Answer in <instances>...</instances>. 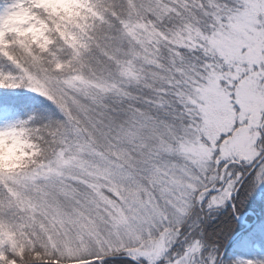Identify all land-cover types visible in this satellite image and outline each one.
<instances>
[{
    "label": "snow or ice",
    "instance_id": "6c2138e0",
    "mask_svg": "<svg viewBox=\"0 0 264 264\" xmlns=\"http://www.w3.org/2000/svg\"><path fill=\"white\" fill-rule=\"evenodd\" d=\"M57 2L0 0V138L30 151L0 264H218L200 221L264 186V0Z\"/></svg>",
    "mask_w": 264,
    "mask_h": 264
},
{
    "label": "trees",
    "instance_id": "16d2710c",
    "mask_svg": "<svg viewBox=\"0 0 264 264\" xmlns=\"http://www.w3.org/2000/svg\"><path fill=\"white\" fill-rule=\"evenodd\" d=\"M16 94H26V95H33L27 92H17ZM34 107L36 108L38 114L44 116L47 114L58 115L55 110V107L50 104V102H46L43 98H39L33 102ZM26 115L27 113H22ZM250 177L248 176L245 180L244 186L239 190V197L240 199L237 200V208L238 210L245 208V207H252L251 205H257L260 208L264 207V186H257L253 191L249 192V182ZM244 201V205L242 204V200ZM264 222L263 218H261L258 223L254 226H251L249 230H242L239 235L229 244L228 251L224 254L223 259L221 260V264L224 263L225 258L230 253L235 254H245L247 248L249 247L250 243L256 239V237L264 232V225L259 223ZM206 227V228H205ZM201 226L203 230V235L201 239L205 243V252H208L213 246L218 245V251L220 253L222 247L224 246L227 239L235 232L234 224H224L220 225L215 230L208 229L207 226ZM194 235H197L196 232H193ZM264 257V256H263ZM260 262V261H259Z\"/></svg>",
    "mask_w": 264,
    "mask_h": 264
},
{
    "label": "rangeland",
    "instance_id": "374dc122",
    "mask_svg": "<svg viewBox=\"0 0 264 264\" xmlns=\"http://www.w3.org/2000/svg\"><path fill=\"white\" fill-rule=\"evenodd\" d=\"M26 92V90H19L18 92ZM247 178H245L246 180ZM251 180V177H250ZM239 193H237L235 197L236 210L233 211L231 204H226L223 208H219L213 210L210 213H206L203 219L200 221V227L207 226L212 231L218 228L220 225L224 224H234L235 229H247L251 226H254L258 223V221L263 218L264 221V207L260 208L259 206L251 205L252 207H245L238 210L237 200L240 199ZM242 200V199H241ZM264 201V200H263ZM242 204L244 205V201L242 200ZM264 225V222H259ZM206 228V227H205ZM194 235V234H193ZM264 249V234L260 237V240L257 244L254 245L252 250H248L245 254L246 257L239 256L235 253H230L226 256L223 264H232L233 261H264V257L260 256V252H263ZM205 251V249H204Z\"/></svg>",
    "mask_w": 264,
    "mask_h": 264
},
{
    "label": "clouds",
    "instance_id": "9594fccd",
    "mask_svg": "<svg viewBox=\"0 0 264 264\" xmlns=\"http://www.w3.org/2000/svg\"><path fill=\"white\" fill-rule=\"evenodd\" d=\"M54 8L65 10L70 14H74L78 10V6L69 4L60 0L53 4ZM24 19V17H18ZM33 38L40 34L39 28H31ZM30 156V151H25V146L21 141L15 139L0 138V169H14L26 162V158Z\"/></svg>",
    "mask_w": 264,
    "mask_h": 264
},
{
    "label": "water",
    "instance_id": "95a60500",
    "mask_svg": "<svg viewBox=\"0 0 264 264\" xmlns=\"http://www.w3.org/2000/svg\"><path fill=\"white\" fill-rule=\"evenodd\" d=\"M235 235H236V234H234V235L228 240V242L226 243V245H225L223 251L226 249V247H227V245L229 244L230 240H231Z\"/></svg>",
    "mask_w": 264,
    "mask_h": 264
}]
</instances>
